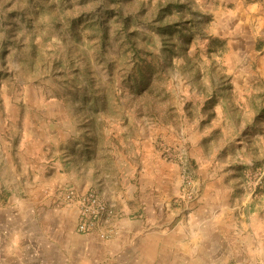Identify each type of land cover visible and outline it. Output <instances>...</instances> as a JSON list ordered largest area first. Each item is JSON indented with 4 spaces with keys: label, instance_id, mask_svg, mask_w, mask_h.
<instances>
[{
    "label": "rangeland",
    "instance_id": "374dc122",
    "mask_svg": "<svg viewBox=\"0 0 264 264\" xmlns=\"http://www.w3.org/2000/svg\"><path fill=\"white\" fill-rule=\"evenodd\" d=\"M241 1L247 9L263 0ZM235 6L226 0H0V139H14L7 141L15 161L30 147L35 153L26 157L33 162L62 164L69 174L73 166L84 173L93 168L98 176L86 175L88 189L112 198L98 194L112 209L113 230L119 189L101 178L114 174V162L176 165L179 190L163 204L160 224L167 214L187 217L209 177L225 178L231 210L225 199L221 225L231 249L223 264H264V76L252 61L256 48L264 53V24L257 18L228 23L224 17ZM240 25L249 38L245 49L233 51V28ZM24 133L41 144L29 146ZM208 162L219 167L209 170ZM69 187L41 191L55 207ZM9 191L0 180V209ZM36 220L23 240L40 243L46 229L58 235L53 221ZM197 239L188 238L192 250ZM39 257L32 251V264H42ZM5 258L4 264H28L21 263L23 254Z\"/></svg>",
    "mask_w": 264,
    "mask_h": 264
},
{
    "label": "crops",
    "instance_id": "0c3cea01",
    "mask_svg": "<svg viewBox=\"0 0 264 264\" xmlns=\"http://www.w3.org/2000/svg\"><path fill=\"white\" fill-rule=\"evenodd\" d=\"M226 1H232L236 5V11L227 13L224 17L228 23L239 21L243 25L245 21L249 24L252 19L257 18L258 23L264 24V0L249 5L247 9L243 7L241 0ZM241 25L233 28L238 39L237 46L232 47L233 51L245 49V40L249 38L246 30L241 32ZM237 27L241 28L239 32ZM262 32L261 29L259 34ZM262 51V48H256L252 61L257 62V69L264 76ZM8 139L11 140L10 143L14 142L9 136L0 139V180L10 190L9 194L7 192L9 196L6 194V204L0 209V264L5 263V257L16 259L22 254L24 258L21 263L37 262L31 258L32 251L39 252L42 264H223L229 261L230 257L226 253L231 249L230 239L224 236L221 224L225 199L227 210H231L228 200L232 189L228 192L223 189L222 180L225 178L209 177L212 180L206 182L200 203L188 210L187 217L170 220L167 214L166 220L169 221L160 224L157 222L162 214L163 204L170 201L179 190L180 176L176 165L167 162H114V174L105 173L101 180H108L109 177L111 185L119 189L117 197L121 203H112L117 206L112 220L113 236L109 240H103L96 233H79L76 229L77 210L61 204L50 206V199L41 191L55 184L73 185L77 191H85L92 188L89 187L91 183L86 175L98 176L97 172L92 168L84 173L77 169L78 166H73L74 171L69 174L62 164L42 162L41 158L36 159L38 162H33V159L26 157V154L33 156L35 153L30 147L17 153L22 162L15 161L13 147L11 144L9 146ZM23 139L27 140L28 145L41 144L35 143L37 139L32 134L24 133ZM39 151L40 156L46 158L42 149ZM72 165V162L70 165L69 162L65 164L70 167ZM207 165L213 171L219 167L218 162H208ZM95 166L94 163L91 165ZM144 178L147 180L144 181ZM132 179L137 185L134 186L136 195L133 197L129 186ZM144 184L147 185V194L144 193ZM96 190L101 197L108 198L99 188ZM209 193L212 199L210 203ZM129 196L132 200L130 203L126 200ZM108 199L111 201L112 198ZM237 216L247 220L244 213ZM237 216L235 218L234 212L232 213L234 219ZM42 217L54 222L58 235L52 237L46 229L42 231L41 235H45L44 241L41 240L40 243H35L30 238L23 240L25 234L29 237L32 235L31 224ZM190 236L198 238L196 241L199 245L194 244L195 250L189 246ZM30 243L34 244L31 246Z\"/></svg>",
    "mask_w": 264,
    "mask_h": 264
},
{
    "label": "built area",
    "instance_id": "2783aa9c",
    "mask_svg": "<svg viewBox=\"0 0 264 264\" xmlns=\"http://www.w3.org/2000/svg\"><path fill=\"white\" fill-rule=\"evenodd\" d=\"M56 201L77 210L76 229L79 233H96L101 239H108L112 235L113 229L108 227L112 209L94 190L80 192L69 187L62 191Z\"/></svg>",
    "mask_w": 264,
    "mask_h": 264
}]
</instances>
